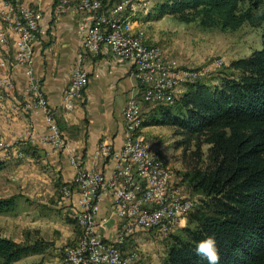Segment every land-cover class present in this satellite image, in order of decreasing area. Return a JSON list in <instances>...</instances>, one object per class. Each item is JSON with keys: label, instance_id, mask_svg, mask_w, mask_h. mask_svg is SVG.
Returning a JSON list of instances; mask_svg holds the SVG:
<instances>
[{"label": "built area", "instance_id": "obj_1", "mask_svg": "<svg viewBox=\"0 0 264 264\" xmlns=\"http://www.w3.org/2000/svg\"><path fill=\"white\" fill-rule=\"evenodd\" d=\"M145 1L150 0H114L109 4L104 0H57L56 13L72 8L89 17L76 63L62 92L63 109L73 110L82 97L89 82L82 61L88 55H96L103 44L107 45L114 61L133 63L140 99L148 105H168V101H175L179 87L206 76L208 68L182 67L158 46L142 44L138 37L119 33L117 15L125 12V5L140 8L141 13ZM39 19L40 7L25 0H7L0 9V48L10 37L14 45L11 60L0 52V100L14 90L13 62L23 65L28 76L25 94L32 98L26 107L41 109L49 129L42 141L50 143L55 150H64L67 148L65 139L47 105L40 82L32 74L34 44L41 32ZM223 63V58L218 57L212 66L218 68ZM141 115L140 102L130 96L122 111L125 127L122 147L99 145L96 155L113 160L112 171L107 176L94 169H84L80 156L68 151V161L75 171L74 183L65 185L66 196L62 201L70 217H76L77 226H82V234L65 248V264H129L137 258L136 251L123 253L122 246L129 237L139 230H156L166 235L180 226L194 208L196 199H190L180 186L172 184V169L161 166L155 149L140 135L142 127L137 126V119ZM10 147L12 144L0 140V148ZM14 151H18V158L22 157L19 149ZM118 167H126V174H118ZM74 194H77L75 201ZM107 198L110 199L109 215L119 222L109 241L101 237L100 223L96 222L101 201Z\"/></svg>", "mask_w": 264, "mask_h": 264}, {"label": "crops", "instance_id": "obj_2", "mask_svg": "<svg viewBox=\"0 0 264 264\" xmlns=\"http://www.w3.org/2000/svg\"><path fill=\"white\" fill-rule=\"evenodd\" d=\"M6 1L0 0V9H3ZM25 1L40 7L41 32L34 44L32 74L40 82L67 148L55 150L50 143L42 141L49 133L45 114L41 109L26 107L32 101L25 94L28 76L23 65L13 62L11 78L14 90L0 100V140L12 144L7 150L0 148V186H6L1 188L0 199L30 203L31 207L26 211L30 218L23 225L31 232L26 240L21 234L22 230L17 237L0 230V236L21 246L35 247V252L14 264H62L65 248L73 245L79 236L77 234L82 232L70 217L59 189L60 185L74 183L75 171L68 161V151L80 156L84 169H94L109 175L113 160L97 156L98 147L103 143L116 149L122 147L125 131L122 111L125 103L130 96L140 103L142 101L133 63L114 61L107 45L103 44L96 55H88L82 61L89 78L82 97L73 110L63 109L62 92L76 63L89 17L72 8L61 14L56 13L54 7L57 0ZM139 17L140 13L134 16L125 10L117 16V22L127 24L135 32L143 24ZM0 52L7 59H12L14 45L11 37L0 48ZM160 128H169L171 138L166 144L172 143L169 126H143L140 133L152 149L168 158L167 152L173 150L172 144L168 150L166 145L156 144L142 135L144 131L148 135L159 136L157 131ZM15 149L22 151L21 158H18ZM177 152L180 153L179 150ZM175 163L182 168L177 159ZM76 199L77 194H74L73 200ZM109 203V198L102 200L96 215V222L100 223L98 232L106 241L113 238L119 226L118 220L109 215ZM53 208H61L62 212L58 210L56 215V212H52ZM126 246L127 240L122 246L124 254Z\"/></svg>", "mask_w": 264, "mask_h": 264}, {"label": "trees", "instance_id": "obj_3", "mask_svg": "<svg viewBox=\"0 0 264 264\" xmlns=\"http://www.w3.org/2000/svg\"><path fill=\"white\" fill-rule=\"evenodd\" d=\"M154 19L168 14L201 27H261L262 47L233 60L216 83H185L178 105H158L143 126L172 128L181 181L200 196L186 226L170 235L163 264H208L198 242L216 240L219 264H264V0H164ZM22 153V151H20ZM13 199H0V210ZM35 252L0 236V264Z\"/></svg>", "mask_w": 264, "mask_h": 264}, {"label": "rangeland", "instance_id": "obj_4", "mask_svg": "<svg viewBox=\"0 0 264 264\" xmlns=\"http://www.w3.org/2000/svg\"><path fill=\"white\" fill-rule=\"evenodd\" d=\"M162 1L164 0L145 1L141 13L140 8H137L138 10L135 12L126 8L125 10L131 12L134 16L140 13L139 18L143 23L135 32L128 28L129 33L138 34L143 44L158 46L168 58L176 60L182 67L208 68L206 76L202 77L208 83H216L220 75L229 73V65L233 60L249 56L253 50H259L262 47L261 27L251 26L248 23L243 24L236 30H222L219 28H203L197 22H181L176 17L168 14L159 19H154L153 8ZM104 2L109 4L114 0H104ZM145 11L147 12L144 13ZM218 57H222L224 63L218 68H213L212 63ZM184 90L185 85L183 84L176 93L173 105H178ZM140 105L142 107V118H147L150 114L159 110V106L156 104L152 106L141 102ZM162 129L165 128H160V131H157L159 136L148 135L144 131L142 135L147 139L154 140L156 144L166 145L165 148L169 150L172 143H166L170 140L171 134H169V128L165 129L167 131H162ZM170 130L172 131L171 127ZM167 153H169L168 158L161 153L159 154L166 160V165L172 169V184L180 186L184 195L190 199H196L197 202L198 196L193 197L187 185L181 181V168L175 163L179 153H176L175 150H170ZM0 180L2 181V179ZM3 187L0 186V193H2L3 189L1 188ZM59 189H61L62 198H65V185H60ZM55 205L57 206V204ZM30 207V203L26 201L21 200L15 203L13 199L12 205L0 210V230L12 237H17L19 231L22 230L21 234L26 240L31 231L26 230V226L23 224L28 222L30 218L26 212ZM58 210L62 212L61 208H53L52 212L54 211L58 215ZM71 218L77 223L76 217ZM184 221H186V216L180 222L181 225ZM181 225L166 235H160L156 230L137 231L127 239L125 252H137V258L129 264H163L166 247L170 242V235L178 233V229L182 227ZM79 227L82 231V226ZM80 234L82 232L77 234V236L79 235L78 238ZM62 264H65L64 256L62 257Z\"/></svg>", "mask_w": 264, "mask_h": 264}, {"label": "clouds", "instance_id": "obj_5", "mask_svg": "<svg viewBox=\"0 0 264 264\" xmlns=\"http://www.w3.org/2000/svg\"><path fill=\"white\" fill-rule=\"evenodd\" d=\"M181 226H186V221L182 222ZM195 254L206 260L208 264H219L220 254L213 237H207L198 242L195 247Z\"/></svg>", "mask_w": 264, "mask_h": 264}, {"label": "bare ground", "instance_id": "obj_6", "mask_svg": "<svg viewBox=\"0 0 264 264\" xmlns=\"http://www.w3.org/2000/svg\"><path fill=\"white\" fill-rule=\"evenodd\" d=\"M125 8L130 9L132 12H135L136 10H138L137 8H133L132 5H125ZM119 33L125 36H135V37H138L139 40H141L138 34L129 33L127 24L121 25L119 23ZM172 104H173V101H168V105H172ZM142 124H143V118L140 117L139 119H137V126H142ZM155 155H157L158 159H160L161 166H165L166 169H170L169 166L166 165V160L159 154L157 150H155ZM118 174H126V167H118Z\"/></svg>", "mask_w": 264, "mask_h": 264}, {"label": "water", "instance_id": "obj_7", "mask_svg": "<svg viewBox=\"0 0 264 264\" xmlns=\"http://www.w3.org/2000/svg\"><path fill=\"white\" fill-rule=\"evenodd\" d=\"M200 199V196L197 197V200Z\"/></svg>", "mask_w": 264, "mask_h": 264}]
</instances>
